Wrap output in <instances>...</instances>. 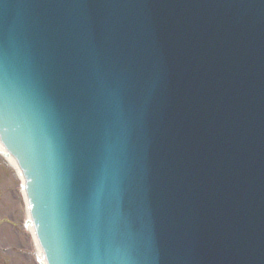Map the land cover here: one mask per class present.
Masks as SVG:
<instances>
[{
  "label": "water",
  "instance_id": "water-1",
  "mask_svg": "<svg viewBox=\"0 0 264 264\" xmlns=\"http://www.w3.org/2000/svg\"><path fill=\"white\" fill-rule=\"evenodd\" d=\"M54 2L75 15L43 40L19 35L33 0H0V135L26 177L47 263L232 264L208 252L226 239L235 264L246 249L263 257L232 206L247 214L244 196L264 195V0ZM157 144L177 176L185 167L179 199L187 178L197 183L194 206L149 199L169 221L111 185Z\"/></svg>",
  "mask_w": 264,
  "mask_h": 264
},
{
  "label": "rangeland",
  "instance_id": "rangeland-1",
  "mask_svg": "<svg viewBox=\"0 0 264 264\" xmlns=\"http://www.w3.org/2000/svg\"><path fill=\"white\" fill-rule=\"evenodd\" d=\"M5 163L3 160L5 168L0 163V264H40L37 248L27 230L20 181Z\"/></svg>",
  "mask_w": 264,
  "mask_h": 264
},
{
  "label": "bare ground",
  "instance_id": "bare-ground-1",
  "mask_svg": "<svg viewBox=\"0 0 264 264\" xmlns=\"http://www.w3.org/2000/svg\"><path fill=\"white\" fill-rule=\"evenodd\" d=\"M0 159H4L8 165L12 166V168L16 171V174L19 178V180H21L22 184H23V181H22V172L19 170L15 160L12 158V155L9 154L7 151H5V149L0 145ZM12 171V170H11ZM22 195H23V198L25 200V192L24 190H22ZM27 211V209H26ZM26 223L28 224V227H27V230L30 232L33 240H34V243H35V246L37 247V258L40 262V264H47L45 258L43 257V254L41 252V249L40 247L37 245V242H36V239H35V236H34V231H33V228H32V224H31V220L28 216V213H27V221Z\"/></svg>",
  "mask_w": 264,
  "mask_h": 264
}]
</instances>
